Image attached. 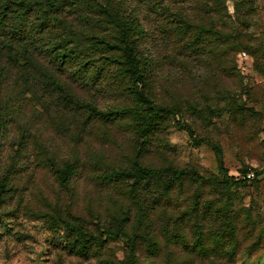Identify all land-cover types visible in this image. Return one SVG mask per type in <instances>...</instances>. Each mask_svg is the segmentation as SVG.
Wrapping results in <instances>:
<instances>
[{"label":"rangeland","instance_id":"1","mask_svg":"<svg viewBox=\"0 0 264 264\" xmlns=\"http://www.w3.org/2000/svg\"><path fill=\"white\" fill-rule=\"evenodd\" d=\"M225 6L226 37L197 46L194 32H183L188 26L171 23L163 33L138 9L153 71L140 89L158 112L137 102L131 80L122 79L117 93L70 81L82 109L60 121L39 89L30 95L22 82L14 87L0 69V264H129L122 234L135 232L131 264H264V0ZM175 8L190 24L201 20L193 4ZM210 8L216 33L220 9ZM104 68L120 74L121 67ZM123 108L135 114L108 121ZM138 165L155 172L143 177ZM220 168L238 185L222 189ZM171 169L185 173L172 190ZM120 172L129 179L109 184ZM249 173L258 175L248 180ZM194 202L236 218L235 254L201 259L161 237L155 252L149 247L142 229L150 223L171 233Z\"/></svg>","mask_w":264,"mask_h":264},{"label":"trees","instance_id":"2","mask_svg":"<svg viewBox=\"0 0 264 264\" xmlns=\"http://www.w3.org/2000/svg\"><path fill=\"white\" fill-rule=\"evenodd\" d=\"M225 2L226 0H0V69L13 81L14 87L22 82L30 95L31 90L39 89L42 92L39 93L40 98L45 99V109L53 107L56 119L59 116L60 121L70 118L73 109H82L79 99L70 92V81L83 86H98L106 93H117L122 79L131 80L137 102L142 107L158 112L161 111L159 105L149 100L140 89V85L146 88L145 84L151 83L153 71L149 68V57L145 58L142 53V48H148V42L138 9L141 7L148 19L155 18L157 29H161L163 33L170 30L171 23L177 27L182 24L188 26L183 32L192 30L197 46L198 42L208 41L212 35L226 37L221 32L228 26L225 22ZM183 3L193 4L195 9L200 10L199 23L192 22V25L184 16L173 11ZM213 4L220 9L218 17L221 18L217 22L219 31L216 33L210 8ZM177 17L180 18L173 22ZM96 64L100 67L95 66ZM106 65L121 67L119 76L112 77L109 73H104ZM92 70L96 72L93 75ZM4 81L5 79H0V85ZM127 89L129 88L123 84V90ZM96 113L106 117L102 112ZM132 114H135L132 108L116 110L108 121L130 117ZM215 155L220 157L218 150H215ZM136 168L143 177L155 172L139 165ZM169 172L172 173V190L175 180H179L185 173L172 169ZM220 173L224 177L219 184L222 189L238 185L226 176L222 168ZM70 174L68 167L59 171L61 185L66 184ZM253 174L254 177L248 180H253L258 175ZM127 175L120 172L109 184L125 182L129 179ZM168 188L167 185L166 190ZM137 189L135 183L132 190L136 193ZM193 205L196 208L175 218L177 228L171 233H157L148 223L142 230L146 241H149V247L155 252L156 241L161 237L166 240L167 245L173 241L174 245L180 244L182 249L201 259L210 257L211 253L221 258H226L229 253L235 254L238 249L236 218L231 214L223 215L218 212L208 214L198 208L199 203L194 202ZM141 222L138 218L137 224L144 223ZM184 225H188V232ZM124 226L125 217L120 223V229ZM73 230L78 234L81 232L77 228ZM138 231L141 233L140 228ZM122 235L128 239V260L131 264L137 233H134L133 238L127 234Z\"/></svg>","mask_w":264,"mask_h":264},{"label":"built area","instance_id":"3","mask_svg":"<svg viewBox=\"0 0 264 264\" xmlns=\"http://www.w3.org/2000/svg\"><path fill=\"white\" fill-rule=\"evenodd\" d=\"M254 177V174L253 173H249L246 175V178L247 179H252Z\"/></svg>","mask_w":264,"mask_h":264}]
</instances>
